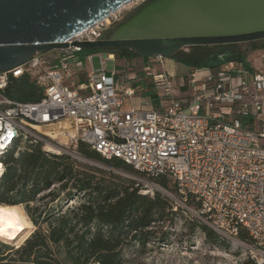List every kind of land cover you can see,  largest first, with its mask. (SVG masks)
Listing matches in <instances>:
<instances>
[{"label":"built area","instance_id":"1","mask_svg":"<svg viewBox=\"0 0 264 264\" xmlns=\"http://www.w3.org/2000/svg\"><path fill=\"white\" fill-rule=\"evenodd\" d=\"M148 1L130 0L75 33L67 47L0 71V153L18 137L70 156L76 152L69 147L82 142L151 180L165 178L210 229L233 238L245 228L264 252V69L233 59L190 68L178 83L170 73L148 72L158 103L143 97L139 107L124 108L125 98L143 91L128 81L143 78L120 75L118 81L115 66H108L114 54H81L71 45L107 38L106 31ZM22 77L34 83L38 99L8 95ZM158 188L151 181L141 192L152 195Z\"/></svg>","mask_w":264,"mask_h":264},{"label":"trees","instance_id":"2","mask_svg":"<svg viewBox=\"0 0 264 264\" xmlns=\"http://www.w3.org/2000/svg\"><path fill=\"white\" fill-rule=\"evenodd\" d=\"M226 45L234 44L191 46L188 52L179 51L171 59L190 68L201 67L212 57L214 48ZM250 45L252 50L264 51V39ZM97 52L112 53L117 58L138 57L129 49ZM217 58L210 67L233 59L244 61L245 55L231 53ZM138 77L143 78V97L157 104L151 80L147 82L143 73ZM18 86L23 87L21 92H17ZM8 95L20 101L40 97L27 77L15 80ZM77 151L95 163L47 153L42 143L20 137L0 153V205H22L36 227L16 248L0 240V264H61L51 247L59 244L72 264H124L126 246L137 244L143 249L169 241L180 210H173L169 199L158 190L152 196L142 193L140 183L114 169L143 173L118 158L101 156L82 142ZM155 181L167 186L163 177ZM195 227L211 244L228 248L225 240L205 224L195 222ZM238 237L252 242L245 228L239 230ZM242 264L260 263L248 258Z\"/></svg>","mask_w":264,"mask_h":264},{"label":"water","instance_id":"3","mask_svg":"<svg viewBox=\"0 0 264 264\" xmlns=\"http://www.w3.org/2000/svg\"><path fill=\"white\" fill-rule=\"evenodd\" d=\"M130 0H0V71L37 52L67 47L75 33ZM264 39V0H151L81 49H129L172 58L184 48Z\"/></svg>","mask_w":264,"mask_h":264},{"label":"rangeland","instance_id":"4","mask_svg":"<svg viewBox=\"0 0 264 264\" xmlns=\"http://www.w3.org/2000/svg\"><path fill=\"white\" fill-rule=\"evenodd\" d=\"M261 40H256V42H260ZM250 42L252 41L232 43L234 45L214 48L212 57L209 58L206 65L203 66L210 67L212 64L217 63L219 60L217 58L218 55L240 53L245 55V60L253 67L264 69V51L252 50ZM181 51L188 52L189 47ZM87 52V50L83 49L81 54H86ZM102 54L105 56L107 52H102ZM93 65L95 67L99 66L97 57H94ZM113 65L115 66L116 74H118L115 76L118 81L121 79L120 75H127L132 78V76L138 77L143 73V77L149 82L150 79L145 73L163 71L167 73L171 72V74L175 76L174 80L178 83L180 77L185 81L186 74L190 71V67L184 64L182 65V63L179 64L174 59L163 57H148L144 59L139 56L131 58H117L114 56V61L108 62L110 68H112ZM128 82L133 86L143 85L142 81L138 79H130ZM22 90V86L17 87V92H21ZM142 98L143 94L137 92L134 96L124 99L123 107H139L142 103ZM69 150L76 152V156H72L73 158L80 161L95 163L81 156L77 151V147L73 148L70 146ZM114 170L133 178L143 187L146 183H150L151 181L155 182L143 174H130L120 169ZM150 189L151 188H148V190ZM157 190L169 199L173 206V210L174 207H176V210H180L176 218V223L171 229L169 241L163 244L152 243L146 245L143 249L137 244L126 246L123 249L125 258L124 264H242V262L248 258L253 259L256 263L261 264L264 262V252L257 248L252 242L241 240L239 237L229 238L218 234L228 244V248L226 249L208 242L203 232L195 227V222L204 224L200 217L196 216L195 205L192 203L185 204L168 182L167 186H162V188H158ZM16 207L26 217L29 223L28 227L25 228L21 233L22 235L13 242L0 239L2 242L9 243L15 248L22 244L36 228L27 216L24 207L22 205ZM51 247L61 264H72L61 244L51 245Z\"/></svg>","mask_w":264,"mask_h":264},{"label":"bare ground","instance_id":"5","mask_svg":"<svg viewBox=\"0 0 264 264\" xmlns=\"http://www.w3.org/2000/svg\"><path fill=\"white\" fill-rule=\"evenodd\" d=\"M112 55L109 56V59ZM50 150L57 152V146L48 145ZM2 165L0 163V173ZM26 217L17 209L16 206L0 205V239L13 242L22 234L23 230L28 227Z\"/></svg>","mask_w":264,"mask_h":264},{"label":"flooded vegetation","instance_id":"6","mask_svg":"<svg viewBox=\"0 0 264 264\" xmlns=\"http://www.w3.org/2000/svg\"><path fill=\"white\" fill-rule=\"evenodd\" d=\"M150 1H151V0H149L148 2H150ZM137 9H138V8H137ZM137 9H136V10H137ZM134 11H135V10H134ZM134 11H132V12H134ZM132 12H131V13H132ZM129 14H130V13H129ZM127 16H128V15H127ZM127 16L124 18V20L127 18ZM112 28H113V27H112ZM112 28H110L108 31H106V35H105L106 37H108V36L110 35V33H111V31H112Z\"/></svg>","mask_w":264,"mask_h":264},{"label":"crops","instance_id":"7","mask_svg":"<svg viewBox=\"0 0 264 264\" xmlns=\"http://www.w3.org/2000/svg\"><path fill=\"white\" fill-rule=\"evenodd\" d=\"M179 63V62H178ZM179 64H181V63H179ZM183 65V64H182ZM169 73V72H168ZM170 74H171V72H170Z\"/></svg>","mask_w":264,"mask_h":264}]
</instances>
